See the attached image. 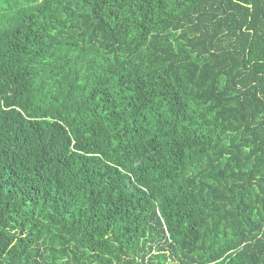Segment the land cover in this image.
<instances>
[{"label": "trees", "instance_id": "obj_1", "mask_svg": "<svg viewBox=\"0 0 264 264\" xmlns=\"http://www.w3.org/2000/svg\"><path fill=\"white\" fill-rule=\"evenodd\" d=\"M0 264H264V0H0Z\"/></svg>", "mask_w": 264, "mask_h": 264}]
</instances>
